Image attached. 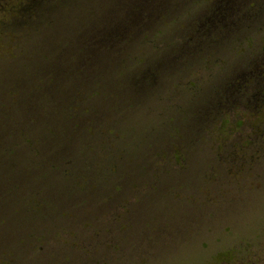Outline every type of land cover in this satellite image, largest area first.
<instances>
[{
  "label": "rangeland",
  "instance_id": "1",
  "mask_svg": "<svg viewBox=\"0 0 264 264\" xmlns=\"http://www.w3.org/2000/svg\"><path fill=\"white\" fill-rule=\"evenodd\" d=\"M112 2L0 0V264H139L264 191V0L212 29L215 0H175L77 53Z\"/></svg>",
  "mask_w": 264,
  "mask_h": 264
},
{
  "label": "clouds",
  "instance_id": "2",
  "mask_svg": "<svg viewBox=\"0 0 264 264\" xmlns=\"http://www.w3.org/2000/svg\"><path fill=\"white\" fill-rule=\"evenodd\" d=\"M139 264H264V191L231 207L213 226L173 240Z\"/></svg>",
  "mask_w": 264,
  "mask_h": 264
},
{
  "label": "trees",
  "instance_id": "3",
  "mask_svg": "<svg viewBox=\"0 0 264 264\" xmlns=\"http://www.w3.org/2000/svg\"><path fill=\"white\" fill-rule=\"evenodd\" d=\"M55 0H26L18 9L20 18L25 23L46 21L50 23L54 15ZM60 3L76 4L78 0H57ZM175 0H113L107 13L101 16L88 33H82L80 40H75L74 46L78 47L79 54L87 58L100 51H109L121 39L138 37L148 31V25L153 23L159 15L165 17L166 12ZM243 0H215V9L205 16L201 24L208 29L216 24L226 23L234 6ZM53 22L50 24L52 25ZM96 56V55H95ZM93 58V57H92ZM78 60L77 65L83 66L84 60ZM88 59L86 64L88 63ZM85 65L83 66V68ZM264 68V61L262 63ZM264 76V72H263ZM240 84L245 83L243 77L237 78ZM259 92L256 89L254 93Z\"/></svg>",
  "mask_w": 264,
  "mask_h": 264
},
{
  "label": "flooded vegetation",
  "instance_id": "4",
  "mask_svg": "<svg viewBox=\"0 0 264 264\" xmlns=\"http://www.w3.org/2000/svg\"><path fill=\"white\" fill-rule=\"evenodd\" d=\"M263 72H264V68H263ZM263 72L261 73L263 75Z\"/></svg>",
  "mask_w": 264,
  "mask_h": 264
}]
</instances>
